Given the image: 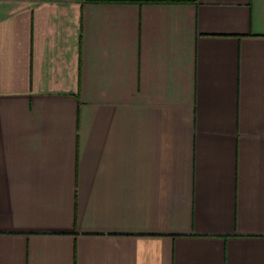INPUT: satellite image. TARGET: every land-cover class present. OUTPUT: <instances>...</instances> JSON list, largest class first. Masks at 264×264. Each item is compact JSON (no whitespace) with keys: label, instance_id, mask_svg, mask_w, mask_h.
<instances>
[{"label":"crops","instance_id":"0c3cea01","mask_svg":"<svg viewBox=\"0 0 264 264\" xmlns=\"http://www.w3.org/2000/svg\"><path fill=\"white\" fill-rule=\"evenodd\" d=\"M0 264H264V0H0Z\"/></svg>","mask_w":264,"mask_h":264}]
</instances>
